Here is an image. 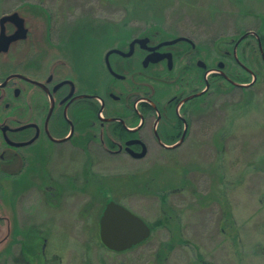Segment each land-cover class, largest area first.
Segmentation results:
<instances>
[{
	"label": "rangeland",
	"instance_id": "obj_1",
	"mask_svg": "<svg viewBox=\"0 0 264 264\" xmlns=\"http://www.w3.org/2000/svg\"><path fill=\"white\" fill-rule=\"evenodd\" d=\"M145 1L0 0V17L18 13L33 41L61 39V45L78 38L73 34L78 29L79 39L90 41L85 54H93L95 64L105 44V52L124 50L132 39L149 36L155 43L188 37L211 64L249 35L234 50L241 67L229 61L227 73L237 84L256 78L243 89L218 82L222 92H213L194 115L177 151L154 144L140 161L97 156L96 177H105L110 188L101 194L142 218L152 228L148 240L124 253L106 249L98 222L108 201L84 205L81 196L79 205L64 206L59 215L47 209L49 222L56 216L60 220L50 224L59 235L46 238V261L38 264H264V57L259 48L262 40L264 53V0H169L166 7L151 3L156 12L149 15L141 7ZM30 6L43 8L48 17ZM159 13L162 23H147ZM174 92L163 88L158 93L164 101ZM8 244L1 235L0 264L20 257L17 246L6 251Z\"/></svg>",
	"mask_w": 264,
	"mask_h": 264
},
{
	"label": "flooded vegetation",
	"instance_id": "obj_2",
	"mask_svg": "<svg viewBox=\"0 0 264 264\" xmlns=\"http://www.w3.org/2000/svg\"><path fill=\"white\" fill-rule=\"evenodd\" d=\"M32 9L47 16L43 8ZM5 26L7 36L17 31L12 23ZM27 30V39L0 54V236L9 239L6 251L17 246L20 255H12L8 264L45 259L46 238L59 235L50 225L59 219L49 222L47 209L59 215L64 206L79 205L81 196L84 205L115 202L100 192L110 188L105 177H96L97 156L140 161L154 144L171 153L180 149L194 115L213 92H222L218 82L237 88L227 62L241 67L234 50L243 42L234 44L223 60L209 64L204 49L188 37L173 45H162L167 40L155 43L153 36L135 38L148 42H136L132 48V39L124 50L106 52L105 44L95 64L93 54H85L90 41L80 40L78 29L73 33L78 38L62 40L61 45V39L33 41ZM112 50L124 55L107 57ZM156 55L165 57L157 60ZM97 73L102 77L98 84ZM160 88L176 92L163 101Z\"/></svg>",
	"mask_w": 264,
	"mask_h": 264
},
{
	"label": "water",
	"instance_id": "obj_3",
	"mask_svg": "<svg viewBox=\"0 0 264 264\" xmlns=\"http://www.w3.org/2000/svg\"><path fill=\"white\" fill-rule=\"evenodd\" d=\"M7 23H12L17 28V31L12 36L6 35L5 25ZM24 25L25 21L18 13L3 16L0 19V54L7 53L10 45L13 42L27 39L28 30ZM248 37L249 35H244L239 40V43ZM147 40L148 39L135 40L132 43L131 47L133 48L136 42L147 43ZM185 40L187 39L181 37L174 39L173 41H166L162 45H173L177 42ZM259 48L262 56L264 57L260 41ZM114 53L124 55V53H121V51L112 50L111 52H108L107 57ZM164 57L165 56L156 55L157 60L163 59ZM222 67L223 65H220V69ZM255 82L256 78L253 77V82L250 84L234 83L233 85L236 87H241L243 89L252 86L253 84H255ZM179 144H177L175 147L179 146ZM145 154L146 152L144 150L143 153L138 156V158H143ZM99 223L101 244H103L106 249L115 253H124L126 251H129L134 247H137L140 244L144 243V241L148 240L152 235V229L142 218L129 211L126 207L121 206L120 204H117L115 202H111L106 206Z\"/></svg>",
	"mask_w": 264,
	"mask_h": 264
},
{
	"label": "trees",
	"instance_id": "obj_4",
	"mask_svg": "<svg viewBox=\"0 0 264 264\" xmlns=\"http://www.w3.org/2000/svg\"><path fill=\"white\" fill-rule=\"evenodd\" d=\"M168 1L169 0H147L141 5V7H143V9H145V14L149 15L151 13V11L156 12L155 10L152 9L151 3H156L157 7L160 8V7H163V5L166 7ZM154 18L155 19H153V20H151L150 22H147V23L150 24V25L156 24L154 26H158L159 25L158 23H162L163 19H164L162 13H159V15H155ZM151 28L154 29L155 27H151ZM236 82H238V81H236Z\"/></svg>",
	"mask_w": 264,
	"mask_h": 264
}]
</instances>
